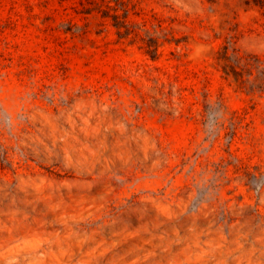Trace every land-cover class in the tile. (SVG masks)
Returning a JSON list of instances; mask_svg holds the SVG:
<instances>
[{
  "label": "rangeland",
  "instance_id": "rangeland-1",
  "mask_svg": "<svg viewBox=\"0 0 264 264\" xmlns=\"http://www.w3.org/2000/svg\"><path fill=\"white\" fill-rule=\"evenodd\" d=\"M91 237L264 264V0H0V264Z\"/></svg>",
  "mask_w": 264,
  "mask_h": 264
},
{
  "label": "bare ground",
  "instance_id": "bare-ground-1",
  "mask_svg": "<svg viewBox=\"0 0 264 264\" xmlns=\"http://www.w3.org/2000/svg\"><path fill=\"white\" fill-rule=\"evenodd\" d=\"M137 239L148 242L146 235H138ZM88 241L86 249L79 251L78 259L81 262L80 264H86V262L96 257L104 259L106 264H123L125 260L132 258L130 250H133L136 255L141 250L140 246L131 238L119 241L118 244H109L107 240L103 242L98 237H91ZM148 243L152 242L149 240ZM58 247L61 249V256L65 259H69L74 253L72 248L65 244H61ZM37 264H43V262H38Z\"/></svg>",
  "mask_w": 264,
  "mask_h": 264
}]
</instances>
